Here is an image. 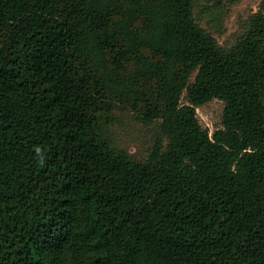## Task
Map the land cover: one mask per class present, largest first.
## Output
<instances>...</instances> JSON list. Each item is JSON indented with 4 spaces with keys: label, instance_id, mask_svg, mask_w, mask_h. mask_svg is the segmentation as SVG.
Segmentation results:
<instances>
[{
    "label": "trees",
    "instance_id": "1",
    "mask_svg": "<svg viewBox=\"0 0 264 264\" xmlns=\"http://www.w3.org/2000/svg\"><path fill=\"white\" fill-rule=\"evenodd\" d=\"M196 5L0 0V264H264V0L230 46ZM117 110L158 123L145 161Z\"/></svg>",
    "mask_w": 264,
    "mask_h": 264
},
{
    "label": "rangeland",
    "instance_id": "2",
    "mask_svg": "<svg viewBox=\"0 0 264 264\" xmlns=\"http://www.w3.org/2000/svg\"><path fill=\"white\" fill-rule=\"evenodd\" d=\"M262 0H241L227 5L221 14L206 0H197L196 17L202 27L214 35L223 46L234 43L242 25L258 12ZM186 97V96H185ZM184 97L183 102L187 103ZM225 103L215 99L197 108L201 125L213 135L223 128ZM158 123L147 125L134 114L117 110L110 127V137L116 147L138 161H145L158 138Z\"/></svg>",
    "mask_w": 264,
    "mask_h": 264
},
{
    "label": "clouds",
    "instance_id": "3",
    "mask_svg": "<svg viewBox=\"0 0 264 264\" xmlns=\"http://www.w3.org/2000/svg\"><path fill=\"white\" fill-rule=\"evenodd\" d=\"M38 151V150H37ZM41 162H43V158L41 157Z\"/></svg>",
    "mask_w": 264,
    "mask_h": 264
}]
</instances>
